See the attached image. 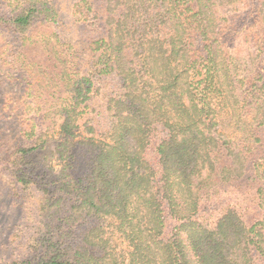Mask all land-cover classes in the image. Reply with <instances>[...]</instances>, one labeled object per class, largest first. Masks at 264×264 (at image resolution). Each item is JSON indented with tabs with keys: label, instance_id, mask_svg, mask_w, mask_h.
I'll list each match as a JSON object with an SVG mask.
<instances>
[{
	"label": "trees",
	"instance_id": "1",
	"mask_svg": "<svg viewBox=\"0 0 264 264\" xmlns=\"http://www.w3.org/2000/svg\"><path fill=\"white\" fill-rule=\"evenodd\" d=\"M108 1L101 8L83 0L102 35L82 67L62 57L73 45L55 31L57 0L6 1L23 48L41 38L50 44L61 63L52 79L65 93L58 103L27 106L35 113L24 133L29 142L11 153L12 169L27 189L42 181L52 185L47 193L72 197L59 221L41 205L48 230L25 246L21 263H264V0ZM101 75L121 82L107 102L114 120L91 143L88 173L74 181L66 174L73 138ZM223 116L233 135L221 132ZM158 124L166 135L156 168L146 150ZM55 154L65 167L54 180ZM229 187L259 214L250 224L236 198H220L213 222L202 217ZM169 215L175 223L167 234ZM91 218L94 225L76 235Z\"/></svg>",
	"mask_w": 264,
	"mask_h": 264
},
{
	"label": "rangeland",
	"instance_id": "2",
	"mask_svg": "<svg viewBox=\"0 0 264 264\" xmlns=\"http://www.w3.org/2000/svg\"><path fill=\"white\" fill-rule=\"evenodd\" d=\"M6 1L0 0V264H22L25 246L33 244L35 238L48 230L43 221L45 219L41 218L45 213L42 212L41 205H47V209L51 212L50 216L53 217V219L49 218L51 221H59L69 211L72 197L60 191H53L54 194H50L52 185L48 186L42 181L36 188L27 189L17 181L12 169L11 153L17 145L29 142L25 139L24 133L29 118L35 113L27 106L30 104L34 106V101L47 105L58 103L59 95L64 96L65 93L63 88L58 90L59 86L52 79L57 71L56 67L59 68L61 63L50 49V44L41 38L23 48L20 35L8 21L11 14ZM89 1L93 2L95 7L101 8H106L109 2L108 0ZM57 2L60 6V22L55 31L60 33L64 41L73 45L67 51L70 55L65 54L62 57L68 60L66 64L71 63L73 59V62H78L82 67L91 58V42L101 37L102 30L88 17L83 0H57ZM249 22L250 19L246 20L245 24L248 25ZM41 29L43 28H38L37 31ZM23 51H26L24 56L20 55ZM95 81L96 92L86 101V113L81 119V127L73 138L75 146L69 158L71 166L66 171L68 179L74 181L88 173L95 154L91 143L103 136L114 120L113 112L108 108L107 102L109 96L119 90L121 82L111 75L98 76ZM29 92L35 97H31ZM220 119L221 132L233 135L235 128L230 118L223 116ZM90 127L95 132H90ZM50 135L53 137V149L56 150V143L60 139L58 129L50 132ZM165 135L166 129L160 124L156 125L152 141L146 150L147 158L156 168L159 164L156 148ZM51 160L52 168L56 172L53 176L55 180L59 171L65 167V163H60L57 154L52 156ZM235 190L229 187L214 199L216 205L206 204L201 210L202 217L213 222L219 214L215 207L220 198L223 201L236 198V202H240V211L245 221L250 224L259 214L248 201H240L244 200L246 195L242 191ZM81 222L76 227V235L79 237L95 223L92 218ZM174 223L175 220L170 215L167 216V234L170 233ZM119 244L120 249H126L122 239Z\"/></svg>",
	"mask_w": 264,
	"mask_h": 264
}]
</instances>
